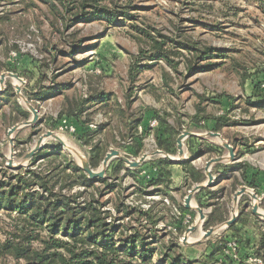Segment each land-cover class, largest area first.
Here are the masks:
<instances>
[{
    "label": "rangeland",
    "instance_id": "rangeland-1",
    "mask_svg": "<svg viewBox=\"0 0 264 264\" xmlns=\"http://www.w3.org/2000/svg\"><path fill=\"white\" fill-rule=\"evenodd\" d=\"M106 12L110 15H105ZM155 46L162 50H154ZM165 55L178 62L177 69L162 57ZM208 62H216L218 66L200 67ZM39 67L44 70V88L37 85L42 77ZM7 72L18 73L23 81L8 77L5 84L0 83V93L6 92L9 84L13 88L0 100L2 180H8L9 175L18 171L38 167L39 170H48L63 162V156L53 150L48 151L46 158H39L35 166L32 158H27L39 137L48 131L54 132L64 143L50 136L45 145L60 144L67 157L80 166L89 161L90 146L77 138L82 124L67 116L59 118L58 114L64 95L74 99L90 88L109 94L111 102L109 106L97 103L93 107V124H107L95 139L104 141L107 152L118 149L132 160L158 150L154 128L150 125L147 129L138 127L139 148L135 147L136 141L129 130V121L146 111L148 120L154 119L151 117L153 111L165 116L179 130V135L185 130L205 135L204 139L193 136L197 145L221 146L218 138L208 135L211 130L204 124L192 122L190 115L195 114L197 104H201L211 116L220 115L224 105L230 104L229 97L231 104L238 106L230 113L236 124L224 127L220 133L226 135L227 138L223 137L227 141L241 138L252 146L253 151L247 154L248 162L251 165L254 162L253 168L264 171V105L252 106L249 101L250 98L256 100V92L264 89V0H99L98 7L85 9L75 0H0V76ZM17 86L21 87L19 94ZM51 88L55 89L49 91ZM30 90L45 93L41 99L33 100L29 96ZM7 98L19 101L29 110L25 102L28 99L37 108L40 118L38 122L17 130L13 134V143L8 138V131L20 113L7 103ZM32 116L30 111L29 118ZM250 118L257 121L253 124L247 122ZM28 119H20L16 124ZM185 151L189 155L187 147ZM171 155L176 157L178 153ZM221 155L224 150L200 156L194 159L195 164L204 168L209 159ZM155 157L164 156L154 155L148 160ZM10 158L12 167L7 165ZM118 160L112 159L106 170L111 182L119 183L114 172ZM149 167L140 169V174L135 171L136 176H124L120 182L126 204L149 209L153 201L163 198L155 194L156 188L152 186L142 188L143 193L139 191L141 183L137 178L151 175ZM6 169L8 172L4 173ZM124 174L125 171L121 170L120 176ZM241 183L237 190L246 186L258 192L262 186L251 187L243 180ZM95 186L103 189L101 183ZM90 193L100 199L97 189L91 188ZM187 194L185 189L180 190L176 193L177 199L182 202ZM115 196L114 191L109 192L102 201L109 198L117 201ZM251 201L253 199L246 202L247 208ZM114 205L113 202L106 203L104 207L110 210V222L135 224L128 217L118 221L123 213H118ZM239 205L240 201L237 206L232 198L229 218L233 211L239 214ZM260 206L264 208V200ZM203 209L206 215L210 211L208 207ZM174 211L178 212L176 208ZM194 212L193 220L190 215L184 217L186 223L191 221L189 226L197 225L188 233L187 244L183 239L188 228L181 233L176 231L173 226L176 216L167 215V219L156 225L166 241L177 236L182 252L190 259L210 252V242L217 240L226 229L225 222L218 224L214 226L217 227L215 232L204 238L208 230L204 228L205 221H201L197 210ZM17 216L16 211L0 209V240H5L17 229ZM249 226L243 228L242 233L251 240L250 249L239 251L241 246L232 238L226 253L236 260V264H264V257L254 250L258 228H252V224ZM159 258L160 255H156L154 260ZM23 262L0 256V264Z\"/></svg>",
    "mask_w": 264,
    "mask_h": 264
},
{
    "label": "trees",
    "instance_id": "trees-1",
    "mask_svg": "<svg viewBox=\"0 0 264 264\" xmlns=\"http://www.w3.org/2000/svg\"><path fill=\"white\" fill-rule=\"evenodd\" d=\"M75 1L79 2L82 9H85L88 6L98 7L99 0ZM96 13L98 14L100 11ZM105 15L109 16L110 13L106 12ZM153 49L162 50L157 46ZM162 57L174 69H177L178 62L171 60L168 55ZM215 66H218L216 62H208L200 67L213 68ZM39 69L42 77L38 80L37 85L39 88H44L46 87L42 85L44 70L41 67ZM11 89L13 88L9 84L8 90L0 93V100L4 99L2 97H7L6 95ZM52 89L55 88H51L49 91ZM259 91V93L256 92V96H258L256 100H253L254 98L249 100L252 101V106L264 105V89ZM44 93L39 94V92L30 90L29 96L33 100L41 99ZM108 96L109 94H104L93 88L74 99L64 95L58 114L59 118L67 116L82 124V131L77 134V138L82 144L90 146L89 163L92 168L99 167L108 150L104 141L95 139V135L102 133L107 124H93L95 114L93 107L97 103L109 106L111 102ZM223 98L225 96L222 97V100ZM7 99V103L14 106L20 113V117L14 119L11 126L19 122L20 119L30 117V111L23 108L19 101L12 98ZM228 99L230 104L224 105L222 114L211 116L201 104H197L196 112L194 115H190V119L197 125L214 119L216 121L214 131L219 132L226 126L236 124L231 120L230 113L238 106L231 104V98L228 97ZM119 108L122 109L120 105ZM147 112H142L140 116H134L128 123L129 130L132 132L131 136L136 141L134 142L136 148H139L138 127L147 129L150 121L153 120L147 119ZM151 117L158 120V125L154 127L157 148L166 153L176 154L179 130L157 111H153ZM255 120V118H250L247 122L253 124ZM223 135L226 137L225 134ZM228 140L232 145L242 147L238 151V157L245 152L253 151L252 146L241 138ZM50 150L62 155L63 162L48 170H39V167L31 168L9 175L8 180L0 179V209L16 211L19 221L17 229L11 232L5 240H0V256L2 258L10 256L17 262L23 260V264H236V260L226 253L229 241L235 238L241 246L239 251L242 248L250 249L251 240L244 237L242 233L243 228L252 224L250 222L251 212L246 210V202L249 200L247 195H243L240 200V210L236 221L228 226L217 240L211 241V251L204 253L199 258H188L182 252L177 236L166 241L165 235L159 234V229L156 227L160 220L167 219V215H173L177 217V220L173 221V226L176 231L181 233L185 228H188V223L191 222L188 220L185 224L184 217L190 215V219L193 220L192 216L195 213L194 210L187 209L183 203L169 193L174 189L172 188V166L175 164L184 166L183 185L187 190H190L194 185L202 183L206 179L204 170L194 165L191 162L192 159L216 151L221 153L224 150L222 146L200 145L196 151L192 152L193 158L182 162H175L167 157H155L145 162V164L148 163V166L150 165L149 170L152 174L149 175V178L138 176L137 180L141 183L139 191L143 193L142 188L152 186L156 188L154 191L156 195L163 196L161 200L153 201L149 209L142 208L140 205L126 204L120 183L126 175L134 174L136 176L135 171H139L137 174H140L142 168L128 167L124 161L119 159L114 168L119 183L109 181V176L92 179L80 165L67 157V153L60 144L52 147L45 145L32 157V165L35 166L39 158H46ZM252 168V165L245 160L234 164L222 165L218 163L215 165L214 171L223 170V174L219 178L228 179L229 183L207 186L196 193L199 205L202 208H210L204 228L210 229L228 220L230 202L242 184V180L251 187L261 185L256 181L260 170L253 173L251 179L248 178V171ZM121 170L125 171L122 176H120ZM6 171L8 172L6 169L4 173ZM233 171H238L240 175L234 174ZM96 183H101L103 189L96 187ZM91 188L99 191L100 199L94 195L91 196ZM112 191H114L117 201L114 198L102 201L105 195ZM164 197L170 199V204L163 200ZM81 198L82 201H80ZM112 202L115 204L116 211L123 213L118 221L128 217L129 221H134L135 224L132 222V224H119L120 222L116 223L113 220L110 222V210H106L104 207L106 203ZM174 208L178 212H175ZM254 226L258 228L257 247L254 250L259 256L264 257V220L257 218L254 221ZM156 255H160L159 260H154Z\"/></svg>",
    "mask_w": 264,
    "mask_h": 264
},
{
    "label": "water",
    "instance_id": "water-1",
    "mask_svg": "<svg viewBox=\"0 0 264 264\" xmlns=\"http://www.w3.org/2000/svg\"><path fill=\"white\" fill-rule=\"evenodd\" d=\"M8 77H12L14 79L23 81L18 73L7 72V73L1 74L0 83L2 85L5 84V82H6ZM20 90H21V87L17 86L18 94L20 93ZM1 91H2V89L0 88V92ZM25 102L27 103L28 108L32 112L33 116L31 118H29L28 120L24 121V122L15 124L14 126H12L10 128V130L8 131V138H9L10 142H12V143L14 142L13 134L17 130H19L23 126H27V125H31L33 123H36L40 119L37 108L28 99H26ZM208 135L211 136V137L218 138L222 142V146L228 150L229 154L227 156L226 155H221V156L209 159L207 161V163H206V166H205V171H206V174H207L206 181L194 185L189 190L188 194L185 197V200H184L185 207L187 209H191V210L195 209V210H197L198 213H199V217H200L201 221H205L206 218H207V215L204 213V209L201 206L193 204L192 201H193L194 196L202 188L207 187V186H212V185L215 184L216 176H215V174L212 171L214 164L219 163V162H223V161H226V160H230V161L234 162V161H236L238 159L237 153L235 151V147L229 141L224 139V137L222 136V134L219 131H210V132H208ZM50 136L56 138L60 143H64V141L58 135L54 134V132H52V131H48V132H46L45 134H43L42 136L39 137V139L35 143L34 147H32L31 151L27 154V158H29V157L32 158L37 151H39L41 148H43L45 146L46 139L48 137H50ZM193 136L204 137L205 135L194 133V132H190V131H187V130L183 131L177 138L178 156H176V157L172 156L169 153L164 152L163 150L158 149V150H156L155 152H153L149 156L144 154L138 160H132L128 156L122 155L121 152L118 149H111L105 155V157H104V159L102 161V165H101V167L99 169L92 168L90 163H89V161L83 162L81 167L84 169V171L88 174V176L90 178L95 179V178H101V177H105L106 176L107 167L109 166L110 162L114 158H119L120 160H122L125 163H127L128 166L131 167V168L139 167L150 156H154V155H162V156L167 157L168 159H170L172 161H175V162L183 161V160H185L187 158L186 157L187 155H186L185 147H184V140L186 138H188V137H193ZM12 150H13V148H12ZM7 165L9 167H12V158L9 159V162L7 163ZM244 194H249L251 196V198L253 199V201H254V203L252 205L253 213H255V214H257V215H259V216L264 218V211L260 210V205L256 202L258 200V194L256 192H253L252 190H250L246 186L241 187L234 194V202L237 204V206L239 204L241 196L244 195ZM237 217H238V213H236V212L234 213V211H233L232 216L228 220L225 221L224 227L227 228L232 223H234L236 221ZM196 228H197L196 224L188 227V229L186 231V235L184 236V239H183V242L185 244L188 243V233L194 231ZM216 228L217 227H211L210 229H208L204 233V238L210 237L215 232Z\"/></svg>",
    "mask_w": 264,
    "mask_h": 264
},
{
    "label": "crops",
    "instance_id": "crops-1",
    "mask_svg": "<svg viewBox=\"0 0 264 264\" xmlns=\"http://www.w3.org/2000/svg\"><path fill=\"white\" fill-rule=\"evenodd\" d=\"M223 112V111H222ZM205 125L207 128H209V130H211V131H214V127H215V124H216V121L214 120V119H209V120H206V121H204L203 123H202V125ZM140 128H142L141 126H140ZM224 129V128H223ZM222 129V130H223ZM221 132V131H220ZM222 134V136H224L223 135V133H221ZM189 138V137H188ZM188 138H186L185 139V142H184V144H185V147H187V150L189 151V155H187L186 157V159L185 160H188V159H191V158H193L192 157V152L193 151H196L197 150V148L201 145V144H195V142H193L194 141V138L193 137H190V139L189 140H187ZM202 139H204L205 138V136L204 137H201ZM199 139V138H198ZM198 141H200V140H198ZM229 141V140H228ZM200 143V142H199ZM217 145V144H216ZM221 146H222V144H221ZM234 146V145H233ZM235 147V151H236V153L238 154V151H239V149L240 148H242V147H239V145H235L234 146ZM224 148V147H223ZM258 149V148H257ZM178 153V152H177ZM229 154V152H228V150L226 149V148H224V155H228ZM247 154H248V152H245L244 154H242L240 157H238V159L236 160V161H234V162H232V161H230V160H226V161H223V162H219L220 164H222V165H228V164H234L235 162H239V161H243V160H245V161H249L248 160V158H247ZM203 156V155H202ZM201 156V157H202ZM200 157V156H199ZM195 158H193L192 159V163L194 164V165H196L195 163V160H194ZM196 159H198V157H196ZM185 160H183V161H185ZM148 161V159L146 160V161H144L140 166H139V168H142V169H144V168H146L147 167V165L148 164H145V162H147ZM179 162H182V161H179ZM216 164H218V163H216ZM216 164H214V166H213V169H212V171H213V173L215 174V176H216V179H215V184L216 185H218V184H224V183H226V182H229V180L228 179H223V178H219L222 174H223V170L222 169H220L219 171H214V167H215V165ZM252 165H254V162H252ZM197 166V165H196ZM197 167H199V166H197ZM199 168H201V167H199ZM203 170H204V172H205V174H206V171H205V167L204 168H202ZM256 172H258V170L257 169H255V168H252V170H250L249 169V171H248V178H250L251 179V177H252V174L253 173H256ZM172 173H173V184H172V188H174V189H172V190H170L169 191V193L171 194V195H173L176 199H177V195H176V193L178 192V191H180V190H183V189H185V191H187V192H189V190H187L186 189V187H184V179H185V170H184V166L183 165H181V164H175V165H173L172 166ZM233 173L234 174H237V175H240V173L238 172V171H233ZM206 178H207V174H206ZM256 181H258L261 185V187H259L260 189H257L258 190V192L257 193H259V194H261V195H263L264 194V171H262V170H260V173H259V175H258V178H257V180ZM258 183V184H259ZM178 188H180V189H178ZM249 189H251V188H249ZM244 195H249V194H244ZM185 197H186V195L184 196V198H183V200H182V202L181 203H183L184 204V200H185ZM248 198L249 199H252L251 198V196L249 195L248 196ZM178 200V199H177ZM233 200H234V196H233ZM179 201V200H178ZM180 202V201H179ZM193 204L194 205H196V204H199V202H198V199H197V197H196V195L194 196V198H193ZM253 202L251 201L250 202V206H251V210H249L250 209V206L246 209L248 212H251V218H252V228H256L255 226H254V221L258 218V219H260V220H264V218L263 217H261V216H259V215H257V214H255V213H253V211H252V204ZM260 204H262V203H260ZM185 206V205H184ZM191 210V209H190ZM260 210L261 211H264V208L263 207H261L260 206ZM239 215V214H238ZM250 218V219H251ZM246 228H250V226L248 225Z\"/></svg>",
    "mask_w": 264,
    "mask_h": 264
},
{
    "label": "built area",
    "instance_id": "built-area-1",
    "mask_svg": "<svg viewBox=\"0 0 264 264\" xmlns=\"http://www.w3.org/2000/svg\"><path fill=\"white\" fill-rule=\"evenodd\" d=\"M157 125H158V120H157V119H153V120L150 121V126H151L152 128L156 127ZM147 177L149 178V175H147ZM250 190H252L253 192H255L254 189H250ZM256 193H257V192H256ZM257 194H258V193H257ZM164 200L167 201L168 203L170 202L169 199H168V197H164ZM263 200H264V194H263V195H259V194H258V200H257L256 202L260 205V203H262ZM253 203H254V201H253ZM253 203H252V204H253ZM187 222H188V221H187ZM185 223H186V221H185Z\"/></svg>",
    "mask_w": 264,
    "mask_h": 264
},
{
    "label": "bare ground",
    "instance_id": "bare-ground-1",
    "mask_svg": "<svg viewBox=\"0 0 264 264\" xmlns=\"http://www.w3.org/2000/svg\"><path fill=\"white\" fill-rule=\"evenodd\" d=\"M17 80V79H16Z\"/></svg>",
    "mask_w": 264,
    "mask_h": 264
}]
</instances>
